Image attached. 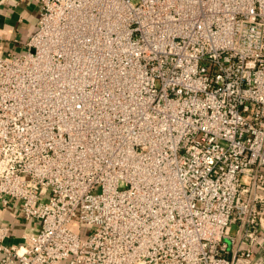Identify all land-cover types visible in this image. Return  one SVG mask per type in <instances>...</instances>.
I'll use <instances>...</instances> for the list:
<instances>
[{
	"label": "built area",
	"instance_id": "obj_1",
	"mask_svg": "<svg viewBox=\"0 0 264 264\" xmlns=\"http://www.w3.org/2000/svg\"><path fill=\"white\" fill-rule=\"evenodd\" d=\"M36 1L0 54V264H256L264 0Z\"/></svg>",
	"mask_w": 264,
	"mask_h": 264
},
{
	"label": "crops",
	"instance_id": "obj_2",
	"mask_svg": "<svg viewBox=\"0 0 264 264\" xmlns=\"http://www.w3.org/2000/svg\"><path fill=\"white\" fill-rule=\"evenodd\" d=\"M42 5L36 0H0V54H19L37 28ZM16 208L3 207L0 203V222L16 218ZM14 236L21 233V221H17ZM244 248L247 244L240 243ZM256 264H264V219L258 240L254 242Z\"/></svg>",
	"mask_w": 264,
	"mask_h": 264
}]
</instances>
